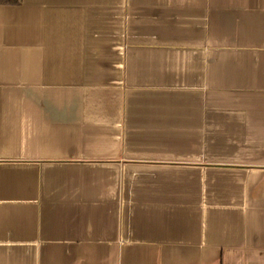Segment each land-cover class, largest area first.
I'll list each match as a JSON object with an SVG mask.
<instances>
[{
	"label": "crops",
	"instance_id": "crops-1",
	"mask_svg": "<svg viewBox=\"0 0 264 264\" xmlns=\"http://www.w3.org/2000/svg\"><path fill=\"white\" fill-rule=\"evenodd\" d=\"M0 264H264V0L0 4Z\"/></svg>",
	"mask_w": 264,
	"mask_h": 264
},
{
	"label": "trees",
	"instance_id": "trees-1",
	"mask_svg": "<svg viewBox=\"0 0 264 264\" xmlns=\"http://www.w3.org/2000/svg\"><path fill=\"white\" fill-rule=\"evenodd\" d=\"M22 0H0L1 5H18Z\"/></svg>",
	"mask_w": 264,
	"mask_h": 264
}]
</instances>
